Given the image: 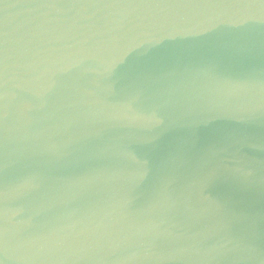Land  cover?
<instances>
[{
  "label": "water",
  "instance_id": "obj_1",
  "mask_svg": "<svg viewBox=\"0 0 264 264\" xmlns=\"http://www.w3.org/2000/svg\"><path fill=\"white\" fill-rule=\"evenodd\" d=\"M0 264H264V0H0Z\"/></svg>",
  "mask_w": 264,
  "mask_h": 264
}]
</instances>
